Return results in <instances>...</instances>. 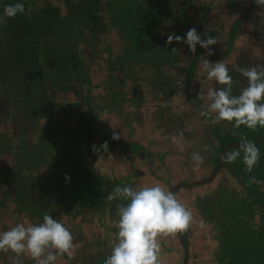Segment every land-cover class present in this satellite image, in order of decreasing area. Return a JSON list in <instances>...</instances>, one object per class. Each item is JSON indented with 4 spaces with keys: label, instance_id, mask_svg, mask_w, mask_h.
<instances>
[{
    "label": "rangeland",
    "instance_id": "obj_1",
    "mask_svg": "<svg viewBox=\"0 0 264 264\" xmlns=\"http://www.w3.org/2000/svg\"><path fill=\"white\" fill-rule=\"evenodd\" d=\"M68 1L74 8L62 7L60 0L30 2L59 5L63 15L68 9V27L80 25L75 37L68 31L66 40L70 47L76 45L82 66L79 73L49 75L21 109L16 104L0 107V231L42 222V216L30 210L33 196L25 200L16 195L20 184H8L5 167L12 173L37 174L48 186L53 211L46 215L73 237L71 256H58L55 264H104L124 203L108 200L117 186L139 189L159 183L171 191L179 185L173 193L193 215L191 226L180 233L188 255L180 234L160 236V264H240L248 253L264 259V128L208 123L199 114L208 103L207 92L223 86L206 78V50L197 46L193 55L182 42L166 44L168 34L183 37L193 27L202 39L216 36L219 42L210 46L214 53L208 59L228 66L232 94L238 95L247 79L234 66L264 68V5L254 0H193L182 13L161 11L163 24L138 52L110 20L103 0H88L83 7L81 0ZM82 114L94 127L91 139L84 133ZM25 130L22 143L32 151L31 169L29 162L25 166L16 159L17 134ZM113 131L119 140L112 139ZM226 135L255 144L259 155L251 170L241 152L234 163L225 162L216 171L225 147L238 151L241 144L231 140L217 154ZM246 135L251 137H242ZM104 142L108 152L93 151ZM63 150L65 161L59 155ZM193 152L204 158L198 169ZM199 181L205 182L191 186ZM12 256L0 252V264H11ZM20 259L36 264L27 255Z\"/></svg>",
    "mask_w": 264,
    "mask_h": 264
},
{
    "label": "clouds",
    "instance_id": "obj_2",
    "mask_svg": "<svg viewBox=\"0 0 264 264\" xmlns=\"http://www.w3.org/2000/svg\"><path fill=\"white\" fill-rule=\"evenodd\" d=\"M264 5V0H254ZM25 7L21 0L6 4L0 12V20L14 18L23 14ZM201 38L196 28H190L184 36L170 33L166 44L173 41L187 45L189 52L196 54L197 46L206 50L207 58L202 62L208 81H215L223 87L207 92L208 103L200 111V116L215 125L221 122L232 124L233 128L244 126L248 129L264 128V68L234 66V71L247 79V86L238 95L232 94V76L228 66L221 62H210L214 50L210 47L219 41L217 37L204 35ZM199 96V93H198ZM204 99V97H201ZM115 129V128H114ZM113 140H119L120 134L113 131ZM108 152V143L93 146L94 152ZM205 150L207 146H205ZM243 152V163L251 170L256 163L259 150L251 141H243L238 151H227L222 160L234 163ZM203 156L193 152L191 160L198 169ZM68 180L69 177L65 176ZM119 198L124 203L118 208V220L115 222V243L104 264H160V245L158 237L175 236L185 232L193 222L191 210L175 194L159 183L139 189L130 186H117L108 200ZM73 237L70 231L52 215H44L42 222L25 226L18 223L6 231H0V252L13 254L11 264H22V255L30 256L36 264H55L61 255L71 256Z\"/></svg>",
    "mask_w": 264,
    "mask_h": 264
},
{
    "label": "trees",
    "instance_id": "obj_3",
    "mask_svg": "<svg viewBox=\"0 0 264 264\" xmlns=\"http://www.w3.org/2000/svg\"><path fill=\"white\" fill-rule=\"evenodd\" d=\"M145 1L147 2L145 3ZM192 1L103 0L102 4L106 6L105 11L109 14L110 20L114 21L119 33L123 34L124 40L130 44L131 48L139 52L146 45L145 39L152 38V32L163 24L164 21L159 18L161 11L182 13L187 10L188 3ZM16 2L17 0H0V12H2L4 5ZM21 2L25 7L23 14H18L11 19L0 20V107L16 104L21 109L23 100L27 99L29 95H33L34 91L39 89L40 84L43 86L49 75L54 73L68 74L73 70L79 73L82 66L81 60H78L77 57L76 45L70 47L67 43L68 40H66L69 37V30H71L70 34L75 37L80 24L73 23L72 26L68 27V17L64 15L70 14V12L67 9L66 12L63 11V15L58 7L60 4L67 8H74V6L68 0H60L59 5L47 3L45 6L36 3L30 4L31 0H21ZM87 2L88 0H81L77 3L83 7L86 6ZM98 5L99 7L102 6L100 1ZM232 31H235V27L232 28ZM59 51H61L62 56L58 55ZM192 69L193 63L188 72V78L192 74ZM81 118L84 133L91 139L94 127L84 114L81 115ZM25 135H27V130L17 134L19 143L16 148L18 153L16 159L18 163L25 164V166L29 162V169H31L34 160L29 146L22 143ZM242 137L250 138L251 136ZM231 140L233 144L239 145L241 143L237 142L236 136L226 135L221 139L217 154L221 147ZM56 146L60 149L63 147L60 144H56ZM228 147L229 145L225 147L221 156L228 151ZM59 155L65 161L67 151L63 150ZM224 165L225 162L222 160L216 171L219 172ZM4 170L8 174L6 177L8 184H20V188L16 189V195L22 196L25 200H28L31 195L33 196L34 201L29 205L30 210L34 211L33 214H39L43 217L53 211L50 191L43 179L32 172H29L28 175H22L21 172L12 173L11 168L5 167ZM10 174L15 175L11 177ZM62 186L63 184L60 183V187ZM178 186H173L171 191L175 192ZM179 236L180 239L183 238L181 234ZM240 264H264V259L255 260L248 253L243 255Z\"/></svg>",
    "mask_w": 264,
    "mask_h": 264
},
{
    "label": "water",
    "instance_id": "obj_4",
    "mask_svg": "<svg viewBox=\"0 0 264 264\" xmlns=\"http://www.w3.org/2000/svg\"><path fill=\"white\" fill-rule=\"evenodd\" d=\"M218 167L219 166H217V169H218ZM206 181V180H205ZM205 181H199V182H195L194 184H191V185H196V184H200V183H202V182H205ZM181 240H182V243L185 245V248H186V252H187V255H188V249H187V247H186V243H185V241H184V239L183 238H181Z\"/></svg>",
    "mask_w": 264,
    "mask_h": 264
}]
</instances>
